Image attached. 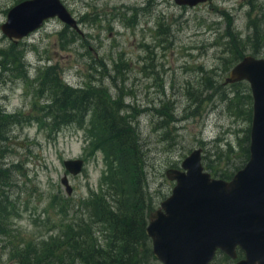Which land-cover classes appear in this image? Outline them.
Listing matches in <instances>:
<instances>
[{
	"label": "rangeland",
	"instance_id": "rangeland-1",
	"mask_svg": "<svg viewBox=\"0 0 264 264\" xmlns=\"http://www.w3.org/2000/svg\"><path fill=\"white\" fill-rule=\"evenodd\" d=\"M22 1L0 0V26ZM60 1L80 32L56 17L17 42L0 31V54L17 58L12 65L0 57V110L15 116L0 141V169L10 170L11 187L5 190L16 230L10 242L0 238V264H19L15 247L59 236L72 217L79 235L90 228L104 244L110 234L96 220V207L89 217L84 206L110 175L114 158L107 151L117 146L102 131L95 108L53 129L45 110L52 97L41 92L39 82L47 67L75 89H103L109 102L120 103V114L132 123L141 146L145 218L171 194L175 182L166 171L181 170L191 152L202 150L201 164L216 179L232 176L246 159L250 103L237 101L249 93L244 92L249 85L225 80L244 57L264 58V0H214L195 7L174 0ZM118 151L128 161L131 153ZM75 159L84 166L71 176L63 162ZM127 166L128 174L124 166L118 170L124 187L120 198L132 208L139 194L132 185L133 167ZM64 175L71 195L61 185ZM220 260L214 264H225Z\"/></svg>",
	"mask_w": 264,
	"mask_h": 264
},
{
	"label": "water",
	"instance_id": "water-1",
	"mask_svg": "<svg viewBox=\"0 0 264 264\" xmlns=\"http://www.w3.org/2000/svg\"><path fill=\"white\" fill-rule=\"evenodd\" d=\"M213 0H174L178 6L195 7ZM80 32L75 18L60 0H25L12 7L1 33L17 42L51 18ZM244 81L252 97L249 158L231 180L214 179L203 171L202 150H195L170 169L175 182L171 194L148 218L146 235L160 264H210L217 250L235 257L238 246L245 259L236 264H264V58L244 57L225 84ZM71 176L81 173L82 159L66 160ZM67 195L72 187L66 175L60 180Z\"/></svg>",
	"mask_w": 264,
	"mask_h": 264
},
{
	"label": "trees",
	"instance_id": "trees-1",
	"mask_svg": "<svg viewBox=\"0 0 264 264\" xmlns=\"http://www.w3.org/2000/svg\"><path fill=\"white\" fill-rule=\"evenodd\" d=\"M0 57L5 58L7 64L14 65L13 63L17 62L16 56L11 59L12 57L8 58V55L4 52H1ZM19 57L20 65H23V55L19 54ZM52 72L55 73L54 68L47 67L40 74L39 82H42L41 85L43 86L41 92H48L52 97L51 104L47 105L45 110L46 116L51 118L50 122L53 129L73 123L79 118L82 119L87 115L89 109L95 108L93 112L97 114L98 111L97 116L101 121L102 131L113 139L119 150L129 151L131 156L127 159L128 161H125L123 156H126V154L120 157L117 148H109L110 153L107 151V157L109 158V154H111L112 159L114 158L110 175L103 180L100 192H93L89 198L90 203L84 206L89 213V217L91 214L89 209L92 206L96 207V220L100 225L107 226L110 234L106 237L104 244L97 239V236H93L94 232L90 228H88L90 233L77 234L74 225L75 220L72 217L61 226L59 236L51 237L48 241L21 244L17 248L15 247L13 254L17 256L19 264H155L156 259L152 255L149 240L145 235L147 220L144 217V211L147 207L141 195V186L144 184L142 182L143 156L139 140L136 139L133 132L132 123L128 120V117L120 114L121 111L119 110L121 109H118L120 105L118 101H108L105 90L95 87L75 89L65 84L61 78ZM247 91L249 93L240 95L244 99H239L237 104L240 106L242 100H249L250 105L247 113L250 122L252 99L248 87L244 92ZM238 93L240 94L239 91ZM101 102L105 104H101ZM109 105L117 108L115 110L105 108ZM87 106L90 107L87 108ZM14 117L0 110V141L6 139V128ZM245 143L246 159L244 164L249 158V129L245 137ZM114 163H117L118 166L114 167ZM127 164L133 167L134 179L132 185L135 187L136 193L139 194L134 199L132 208L127 207V199L120 198V196H123L124 187L123 181L120 180L121 172L118 170L124 166V172L128 174L129 167ZM0 171V238L10 242L14 239L13 233L16 232L10 224L13 207L5 190L11 187L6 177L10 170L0 169ZM232 176L231 174H222L220 178L230 180ZM139 208L142 209L139 211ZM67 212L68 210L65 211V215ZM95 223L97 224V222ZM80 230L85 232L84 224H82Z\"/></svg>",
	"mask_w": 264,
	"mask_h": 264
},
{
	"label": "flooded vegetation",
	"instance_id": "flooded-vegetation-1",
	"mask_svg": "<svg viewBox=\"0 0 264 264\" xmlns=\"http://www.w3.org/2000/svg\"><path fill=\"white\" fill-rule=\"evenodd\" d=\"M214 1V0H213ZM212 2V1H211ZM205 3H210V2H205ZM252 99V98H251ZM251 110H252V101H251ZM252 117V116H251ZM251 125V124H250ZM249 144H250V137H249ZM201 157H202V154H201ZM202 165V164H201ZM203 167V166H202ZM243 167H244V165H243ZM242 167V168H243ZM242 168H240V169H242ZM239 169V170H240ZM203 171L204 172H206V170L204 169V167H203ZM238 171V170H237ZM236 171V172H237ZM235 172V173H236ZM206 173H208V172H206ZM209 174V173H208ZM211 176V175H210ZM212 177V176H211ZM233 177V176H232ZM231 177V178H232ZM213 178V177H212ZM214 179H216V178H214ZM220 180H223V179H221V178H219ZM231 180V179H230ZM224 181H229V180H224ZM160 206V205H159ZM158 209V208H157ZM156 209V210H157ZM155 210V211H156ZM155 211H153V212H155ZM153 212H149V214H148V216L145 218L146 220H147V224H148V218H149V215L151 214V213H153ZM147 224H146V226H145V230H146V227H147ZM145 235H146V232H145ZM146 237L148 238V242H149V244H150V248H151V251H152V241H151V239L146 235ZM152 255H153V251H152ZM153 257H154V255H153ZM155 258V257H154ZM222 259V260H224L225 261V264H236V263H238V262H240V261H242V260H244L245 259V252L240 248V247H236L235 248V257H229L228 255H226L225 253H223L222 251H220V250H217L216 251V253H215V255H214V258H213V260L210 262V264H214V262L217 260V259ZM156 259V258H155ZM222 260H220L221 262H223ZM157 261V260H156ZM158 262V261H157Z\"/></svg>",
	"mask_w": 264,
	"mask_h": 264
}]
</instances>
